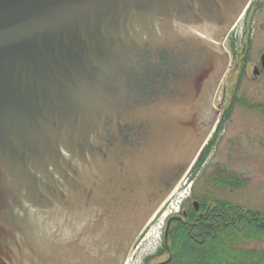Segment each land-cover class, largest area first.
Instances as JSON below:
<instances>
[{"label": "water", "instance_id": "95a60500", "mask_svg": "<svg viewBox=\"0 0 264 264\" xmlns=\"http://www.w3.org/2000/svg\"><path fill=\"white\" fill-rule=\"evenodd\" d=\"M250 2L0 0V264L124 263L214 130Z\"/></svg>", "mask_w": 264, "mask_h": 264}, {"label": "rangeland", "instance_id": "374dc122", "mask_svg": "<svg viewBox=\"0 0 264 264\" xmlns=\"http://www.w3.org/2000/svg\"><path fill=\"white\" fill-rule=\"evenodd\" d=\"M240 22H238L239 27ZM239 30L240 28L236 36H234V30L228 36L231 43H233V40L236 43L232 47L240 45ZM237 75L238 69L234 68V60L232 61L230 58L228 69L212 102L215 108L218 109L220 114L218 118L220 117V119L224 112L229 110L233 102L234 105L229 118L218 132L217 142L202 169L193 173V163L189 169L188 177L186 176L177 188L178 191L184 193V198L193 189L195 199L200 197L203 201L204 197L210 195L208 196L210 199H221L248 210L264 211V118L248 108V105L252 103H264V90L254 87L245 76L238 80ZM237 83L238 89H235ZM239 100H241V103L238 102ZM216 167H223L230 174L244 178L246 180L244 185L233 189L230 187L219 188L208 183L207 181L211 178V173ZM188 186H190V189ZM179 198L177 193L172 199L170 198V209L173 212L180 209V205H177ZM165 202L138 234L123 264H142L148 253L160 244L163 230L160 231L161 219L168 205V203L165 205ZM241 246L246 249L264 251V239H252Z\"/></svg>", "mask_w": 264, "mask_h": 264}, {"label": "trees", "instance_id": "16d2710c", "mask_svg": "<svg viewBox=\"0 0 264 264\" xmlns=\"http://www.w3.org/2000/svg\"><path fill=\"white\" fill-rule=\"evenodd\" d=\"M233 105L232 102L224 112L215 132L200 151L193 166L194 173L207 161ZM245 181L223 167H216L207 182L219 188L234 189L243 186ZM208 196L200 202L202 216L191 221L192 225L179 224L180 229L171 227L178 238L171 241L173 256L169 264H264V251L241 246L252 239H264V211L248 210Z\"/></svg>", "mask_w": 264, "mask_h": 264}, {"label": "flooded vegetation", "instance_id": "af4514ba", "mask_svg": "<svg viewBox=\"0 0 264 264\" xmlns=\"http://www.w3.org/2000/svg\"><path fill=\"white\" fill-rule=\"evenodd\" d=\"M239 21H241L240 27L237 23L234 27V36L237 35L240 28V45L232 47L236 45L235 41L233 40L231 43V40L227 38L224 46L230 53L232 61L234 60V68L238 69L237 79L240 80L241 77L245 76L254 87L264 90V0H252ZM235 89H238V83ZM248 108L264 118V103H252L248 105ZM193 195L192 189L189 196L184 200L181 210L167 218L162 230L160 244L144 258L142 264H159L167 259L169 261L164 264L170 263L173 256L171 241L173 238H178V235L173 234L171 227L174 226L175 228L179 224L192 225L191 221L202 216L200 211L201 198L195 199Z\"/></svg>", "mask_w": 264, "mask_h": 264}, {"label": "built area", "instance_id": "2783aa9c", "mask_svg": "<svg viewBox=\"0 0 264 264\" xmlns=\"http://www.w3.org/2000/svg\"><path fill=\"white\" fill-rule=\"evenodd\" d=\"M184 178H185V177H184ZM183 180H184V179H183ZM183 180H182V181H183ZM185 183H186V181H185ZM184 191H185V189H184ZM176 193H177L178 196L180 197V198L177 200V205L179 206L180 203L182 202L183 198H184V197H183L184 193L178 191V189H177L176 192L173 193V195L171 196V199H172V197H173ZM167 203H168V205L166 206V210H165V212L163 213V216H162L161 222H163V220H164L168 215H170V214L173 213V210L170 209V204H171V203H170V198L168 199ZM171 207L173 208V206H171ZM175 211H177V210H175Z\"/></svg>", "mask_w": 264, "mask_h": 264}]
</instances>
